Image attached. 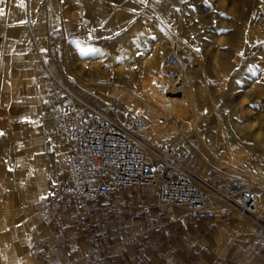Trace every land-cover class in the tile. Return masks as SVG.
<instances>
[{
  "label": "rangeland",
  "instance_id": "374dc122",
  "mask_svg": "<svg viewBox=\"0 0 264 264\" xmlns=\"http://www.w3.org/2000/svg\"><path fill=\"white\" fill-rule=\"evenodd\" d=\"M165 4H172L166 15ZM136 5L140 22L145 9L157 10L152 51L164 50L167 57L192 53L199 60L180 79L182 91L167 95L176 101L163 103L153 94V85L179 82L146 71L150 46L146 41L140 53L133 45L138 30L137 37L126 38L115 62L100 57L107 50L100 46L99 31L94 57L88 59L80 44L77 55L69 54L68 39L55 47V54L45 55L13 57L0 44V264L34 260L30 249L43 209L65 178L56 161L72 150L69 138L56 131L70 110L54 123L56 146H49L52 135L43 132L44 115L50 105L62 109L69 92L83 101L75 102L74 114L93 107L124 125L132 116L141 117L152 139L190 153L197 177H241L264 206V0H140ZM60 139L68 142L66 150Z\"/></svg>",
  "mask_w": 264,
  "mask_h": 264
},
{
  "label": "crops",
  "instance_id": "0c3cea01",
  "mask_svg": "<svg viewBox=\"0 0 264 264\" xmlns=\"http://www.w3.org/2000/svg\"><path fill=\"white\" fill-rule=\"evenodd\" d=\"M139 1L0 0V44L13 57L45 55L55 54V47L68 39L69 54L77 55L80 44V51L84 48L88 59L94 57L95 33L99 31L100 46L107 50L106 57H100L115 62L120 59L119 49L126 45V38L137 37L138 30L139 39L133 45L139 47L140 53L148 41L150 46L151 58L146 71L154 78L164 77L167 52L152 51L157 10L145 9V20L140 22L135 19ZM168 7L165 4L162 14H168L172 4ZM196 63L199 60L196 59ZM102 76L107 79L108 74ZM55 98L53 93L52 99ZM61 112L66 110L50 105L44 115L47 119L43 132L52 135L49 146H56L53 126L57 119L63 120ZM67 147L66 144L63 149ZM40 149L46 150L44 146ZM40 162L46 163L44 159ZM110 195L94 206L90 216L82 214L69 202L44 208L35 242L44 245L46 253L27 264H56L58 261L61 264H133L129 258L137 254L139 247L147 251V264H264V228L241 213L204 219L194 225L185 209L160 206L154 190L111 189ZM149 205L151 212L144 216L150 224L149 232L139 246L127 250L117 236L135 235L138 221L133 214ZM177 217L185 218V227L175 221ZM101 237L105 240L102 247L98 245ZM72 241L80 244V252L76 255L62 248Z\"/></svg>",
  "mask_w": 264,
  "mask_h": 264
},
{
  "label": "built area",
  "instance_id": "2783aa9c",
  "mask_svg": "<svg viewBox=\"0 0 264 264\" xmlns=\"http://www.w3.org/2000/svg\"><path fill=\"white\" fill-rule=\"evenodd\" d=\"M196 66L193 54H185L181 59L170 54L166 60V77L179 82ZM75 102L76 96L70 92L61 101L62 109L70 110L69 118L61 121L56 131L69 138L72 150L56 161L65 178L48 197V208L69 202L82 214L90 216L94 206L109 197L111 189L148 188L156 191L160 206L185 209L194 225L204 219L241 213L264 228V206L261 207L248 181L223 174L200 179L190 167L189 152L173 147L164 139L147 138L150 125L141 117L132 116L124 125L100 109L74 114L71 109ZM150 212V205L140 207L133 214L138 221L136 234L117 236L127 250L139 246L149 232L150 224L144 216ZM175 221L186 226L183 217ZM104 244L101 237L98 245ZM62 248L70 255L80 252V244L73 241ZM45 253V246L37 242L30 249L34 258L43 257ZM129 260L133 264H147V251L139 247Z\"/></svg>",
  "mask_w": 264,
  "mask_h": 264
},
{
  "label": "bare ground",
  "instance_id": "6f19581e",
  "mask_svg": "<svg viewBox=\"0 0 264 264\" xmlns=\"http://www.w3.org/2000/svg\"><path fill=\"white\" fill-rule=\"evenodd\" d=\"M184 51L185 52H187L188 50L187 49H184ZM190 54H192V53H190ZM198 55V54H197ZM194 56V55H193ZM200 56V55H199ZM197 57V56H196ZM179 58L181 59L182 58V55L181 56H179ZM194 58H195V56H194ZM196 59L197 58H195V61H196ZM149 65V64H148ZM196 65H197V63H196ZM189 73H186V75H188ZM156 81H154V83H155ZM170 82H172V81H170ZM183 83L182 82H179V83H177L176 85H172V86H170V87H166V86H164V85H162L161 87H159V86H156V85H153V87H154V92H153V94L154 95H159V101H161V102H165L164 100H172V101H176V99L175 98H171V97H168L167 95L168 94H170V93H174V92H180V91H182V87H180L181 85H182ZM186 85V84H185ZM179 87V88H178ZM161 92H160V91ZM76 101H78L79 103H83V101L82 100H77V97H76ZM162 105V104H161ZM89 110H96V108H93V107H87ZM123 124L126 122V121H121ZM157 131H159V130H157ZM163 132V131H162ZM150 133V132H149ZM147 134L146 135V137L147 138H151L150 137V135L151 134ZM162 135V134H161ZM152 139V138H151ZM248 139V138H247ZM153 140H157V138L156 139H153ZM169 141V140H168ZM247 141V140H246ZM67 144V141L66 140H64V139H60L59 140V145L60 146H62L63 148H65V145ZM179 145V144H178ZM174 147V146H173ZM175 148H180V147H176L175 146ZM181 149H183V148H181ZM185 150V149H184ZM187 151V150H186ZM190 154V153H189ZM190 160H191V155H190Z\"/></svg>",
  "mask_w": 264,
  "mask_h": 264
}]
</instances>
